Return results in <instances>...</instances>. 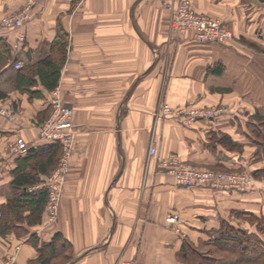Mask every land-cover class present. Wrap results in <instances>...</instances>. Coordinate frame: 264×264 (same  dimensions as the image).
Returning <instances> with one entry per match:
<instances>
[{
  "label": "crops",
  "instance_id": "obj_1",
  "mask_svg": "<svg viewBox=\"0 0 264 264\" xmlns=\"http://www.w3.org/2000/svg\"><path fill=\"white\" fill-rule=\"evenodd\" d=\"M31 1L24 41L17 43L15 29H1L0 38L22 67L49 56L57 39L65 44L58 87L77 135L57 221L48 224V197L39 214L29 203L16 208L20 161L53 145L39 130L52 91L40 85L33 90L41 97L21 93L14 89L20 68L4 69L0 90L13 91L0 108L13 118L0 113V264L12 256L18 264H194L198 248L214 246L224 225L264 217V148L256 139L264 120V3L191 0L196 12L234 33L217 44L171 31L178 0H0V21ZM164 104L222 114L185 126L162 116ZM18 138L27 151L13 150ZM171 155L223 171L244 170L245 161L254 187L181 188L160 167ZM61 156L62 148L51 172L37 173L38 183L24 190L47 192L39 185ZM171 213L181 214L180 231L167 224Z\"/></svg>",
  "mask_w": 264,
  "mask_h": 264
},
{
  "label": "built area",
  "instance_id": "obj_2",
  "mask_svg": "<svg viewBox=\"0 0 264 264\" xmlns=\"http://www.w3.org/2000/svg\"><path fill=\"white\" fill-rule=\"evenodd\" d=\"M86 0H78L83 4ZM33 2L15 14L5 16L0 21L1 29L18 30L17 43L25 39L21 29L30 19ZM171 31L178 37L190 36L199 43L225 44L234 39V33L222 22L211 17L199 14L192 6L191 0H178L173 10L170 21ZM18 45V44H16ZM17 64L16 68H21ZM51 112L44 122L39 126L41 139L45 142L60 144L62 156L57 168L39 186L47 190L48 201L46 207L48 224H54L59 216L62 202V190L66 177L70 172V157L74 148L76 131L73 124V109L64 104L59 87L52 91L50 100ZM1 114L13 118L8 111ZM163 117L172 116L177 118L185 126L193 125L199 119H214L222 114V110L214 107H178L173 108L164 104L161 109ZM16 153L28 150V145L23 138H18L13 146ZM157 149L152 145L150 155H156ZM244 166L246 163L244 162ZM243 166V167H244ZM160 167L174 178L177 186L181 188H192L195 186H209L216 190H236L248 192L253 189L255 179L245 170L230 172L203 168L192 163L180 160L175 155L160 159ZM1 216V214H0ZM166 222L169 226L180 231L182 222L181 214L171 213L167 215ZM6 264H18L17 257L12 256ZM122 264H139L136 260H126Z\"/></svg>",
  "mask_w": 264,
  "mask_h": 264
},
{
  "label": "trees",
  "instance_id": "obj_3",
  "mask_svg": "<svg viewBox=\"0 0 264 264\" xmlns=\"http://www.w3.org/2000/svg\"><path fill=\"white\" fill-rule=\"evenodd\" d=\"M65 57V44L60 39H57L49 56L16 71L14 89L21 93H27L30 97L42 96L41 91L33 90L40 85L47 91L55 90L59 84ZM18 61L19 58L13 54L10 43L4 38H0V75L6 67L14 68ZM7 96V93L0 90V99H5ZM261 121L263 122V128H258L256 139L259 142L258 144L264 148V120ZM45 148L31 151L28 156L20 161L13 182L14 185L23 189L21 197L19 196L15 200L16 208L19 207V204L24 206L25 203H29L35 214L42 212L48 194L45 190L29 192L24 190V188L38 183L37 173H50L61 154L60 144H53ZM29 169L35 171L28 173ZM244 217L251 221L259 220L261 226H263L264 220L261 217L254 218L252 215H244ZM261 234H264L263 229H258L255 233H251L226 224L216 232L214 248L223 252L229 250L235 256L234 260L219 259L213 255L201 256L199 254L198 257L202 259V263L207 264H264V239ZM242 235L247 236V240Z\"/></svg>",
  "mask_w": 264,
  "mask_h": 264
},
{
  "label": "rangeland",
  "instance_id": "obj_4",
  "mask_svg": "<svg viewBox=\"0 0 264 264\" xmlns=\"http://www.w3.org/2000/svg\"><path fill=\"white\" fill-rule=\"evenodd\" d=\"M4 92L5 93H7V94H10V92H12L13 91V87L12 86H7V87H5L4 88ZM2 110H6V111H8L6 108H0V113H1V111ZM9 112V111H8ZM245 162V161H244ZM245 163H247V162H245ZM246 168V169H245ZM245 171H247L248 172V170H247V167L246 166H244V168H243ZM249 173V172H248ZM255 179V178H254ZM261 218H263V220H264V217L263 216H260ZM238 219V218H237ZM244 220H242V222L241 221H236L238 224H237V226H236V228H240V229H243V230H246V231H248V232H252L251 230H252V228H253V230L254 229H256V230H258V229H263L264 230V223H263V226H261V224H260V222H259V220H253V221H251L250 219L248 220L247 219V217L246 218H243ZM251 225V226H250ZM255 227V228H254ZM256 232V231H255ZM243 237H245L246 238V240H247V236H244V235H242ZM261 236H262V238L264 239V234H261ZM247 242V241H246ZM199 249V251H200V253H198V252H196L197 253V256H199V254H201V256H207V255H213V256H215V257H217V258H219V259H222V258H227V259H229L230 261L231 260H234V258H235V256L229 251V250H226V251H218V250H216L215 248H214V246H210V247H206V248H198ZM226 259V260H227ZM204 260V259H203ZM194 264H207V263H202V259L200 258H198V259H196V261H194Z\"/></svg>",
  "mask_w": 264,
  "mask_h": 264
},
{
  "label": "water",
  "instance_id": "obj_5",
  "mask_svg": "<svg viewBox=\"0 0 264 264\" xmlns=\"http://www.w3.org/2000/svg\"><path fill=\"white\" fill-rule=\"evenodd\" d=\"M260 2L264 3V0H260Z\"/></svg>",
  "mask_w": 264,
  "mask_h": 264
}]
</instances>
